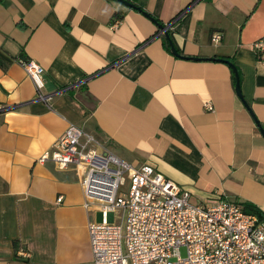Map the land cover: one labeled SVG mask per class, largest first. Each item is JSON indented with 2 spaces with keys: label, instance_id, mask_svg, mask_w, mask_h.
Here are the masks:
<instances>
[{
  "label": "crops",
  "instance_id": "0c3cea01",
  "mask_svg": "<svg viewBox=\"0 0 264 264\" xmlns=\"http://www.w3.org/2000/svg\"><path fill=\"white\" fill-rule=\"evenodd\" d=\"M126 1L164 25L183 12L168 26L171 43L200 60L168 53L154 22L114 0H0V264H93L95 213L83 208L78 175L36 163L69 125L122 161L152 166L193 202L264 212V55L253 47L264 0ZM214 57L240 73L252 115ZM21 60L43 69L46 101Z\"/></svg>",
  "mask_w": 264,
  "mask_h": 264
},
{
  "label": "built area",
  "instance_id": "2783aa9c",
  "mask_svg": "<svg viewBox=\"0 0 264 264\" xmlns=\"http://www.w3.org/2000/svg\"><path fill=\"white\" fill-rule=\"evenodd\" d=\"M220 40L219 33L211 38L212 43ZM253 47L262 57L264 37ZM20 63L37 99L46 101L43 69L30 60ZM204 110L212 106L206 103ZM36 163L75 171L83 208L100 213V222L89 217L86 226L93 264H264V223L240 203L226 198L193 202L187 190L152 166L120 160L76 126L69 125ZM19 256L28 253L19 250Z\"/></svg>",
  "mask_w": 264,
  "mask_h": 264
},
{
  "label": "trees",
  "instance_id": "16d2710c",
  "mask_svg": "<svg viewBox=\"0 0 264 264\" xmlns=\"http://www.w3.org/2000/svg\"><path fill=\"white\" fill-rule=\"evenodd\" d=\"M193 3V2H192ZM191 6L188 5L187 8H189ZM186 8V9H187ZM143 15H146V17L148 19H150L152 22H154V24L157 26V27H168V26H171V23H173L183 12H180L174 19H172L167 25H164L163 23H161L160 21H158L157 19H155L154 17H152L151 15H149L148 13H146L145 11H143L142 8H140L139 10H135ZM118 19H120V17H118ZM167 33H168V36H169V30H167ZM170 38V37H169ZM162 40V45L164 47V49L170 53V50H169V45H168V42L166 41V39L164 37L161 38ZM178 53V52H177ZM179 54V53H178ZM180 55V54H179ZM181 56V55H180ZM184 59H188L190 60L191 58H187L185 57ZM211 61L212 62H217V63H223V64H226V62H229L232 64V61L230 59H227V58H221V57H214V58H211ZM233 65V64H232ZM0 67L4 68L5 67V64L4 62L0 59ZM236 69V68H235ZM236 72L238 74V78H239V85H240V82H241V78H240V73L238 72V70L236 69ZM231 81H232V85L234 86V79H233V73L231 75ZM242 206H243V209L245 211V213L247 214H251L253 216H256L258 221L260 223H264V212H262L259 208H257L256 206L252 205L251 203H240ZM13 247L16 248V244L14 243L13 244Z\"/></svg>",
  "mask_w": 264,
  "mask_h": 264
},
{
  "label": "water",
  "instance_id": "95a60500",
  "mask_svg": "<svg viewBox=\"0 0 264 264\" xmlns=\"http://www.w3.org/2000/svg\"><path fill=\"white\" fill-rule=\"evenodd\" d=\"M114 1H117L119 3H121L122 5L130 8V9H133V10H139L140 8L137 7L136 5H134L133 3H130L129 1H126V0H114ZM146 16V15H144ZM161 34L163 35V37L166 39V41L168 42V45H169V50H170V54L173 55L174 57H177V58H182L184 59L185 57H182L180 56L177 51L175 50L174 46L172 45L171 43V40L168 36V33H167V30H168V27H158ZM188 60V59H187ZM190 60H200V59H196V58H191ZM211 61V59H208ZM226 65H228V67L230 68L231 72L233 73V79H234V91H235V94L236 96L242 101L243 105L245 106V108L249 111V108H248V105L246 104V102L243 100L242 98V95H241V91H240V85H239V78H238V74L236 72V69L234 67V65H232L231 63L229 62H226ZM250 113V111H249ZM251 114V113H250ZM252 115V114H251ZM258 128L261 132L262 135H264V130H262V128L258 125Z\"/></svg>",
  "mask_w": 264,
  "mask_h": 264
},
{
  "label": "rangeland",
  "instance_id": "374dc122",
  "mask_svg": "<svg viewBox=\"0 0 264 264\" xmlns=\"http://www.w3.org/2000/svg\"><path fill=\"white\" fill-rule=\"evenodd\" d=\"M95 219L97 222H100L101 221V216H100V213H95ZM181 255L183 256L184 255V252L181 251Z\"/></svg>",
  "mask_w": 264,
  "mask_h": 264
}]
</instances>
